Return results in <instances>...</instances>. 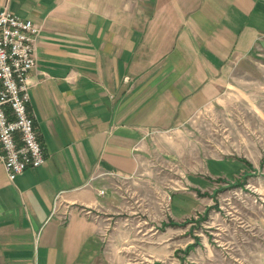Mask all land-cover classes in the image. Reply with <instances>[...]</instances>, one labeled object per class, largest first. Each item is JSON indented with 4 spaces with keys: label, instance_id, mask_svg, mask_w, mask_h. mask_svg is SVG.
Listing matches in <instances>:
<instances>
[{
    "label": "crops",
    "instance_id": "crops-1",
    "mask_svg": "<svg viewBox=\"0 0 264 264\" xmlns=\"http://www.w3.org/2000/svg\"><path fill=\"white\" fill-rule=\"evenodd\" d=\"M2 8L38 28L28 111L46 160L14 180L0 161V264H128L126 190L191 148L194 117L225 105L241 68L264 56V0H0ZM243 162L208 158L209 173L173 195L169 230L192 223L210 193L205 177L224 189L255 173Z\"/></svg>",
    "mask_w": 264,
    "mask_h": 264
},
{
    "label": "rangeland",
    "instance_id": "rangeland-1",
    "mask_svg": "<svg viewBox=\"0 0 264 264\" xmlns=\"http://www.w3.org/2000/svg\"><path fill=\"white\" fill-rule=\"evenodd\" d=\"M226 97L225 105L203 110L185 129L191 148H178L169 162L160 159L153 177L126 190L124 215L134 220L127 227L128 264H264L263 55L241 68ZM212 156L238 159L239 165L246 160L256 171L224 189L216 177H205L200 185L210 193L190 212L191 227L169 230L173 195L190 190ZM211 165L224 168V162Z\"/></svg>",
    "mask_w": 264,
    "mask_h": 264
},
{
    "label": "built area",
    "instance_id": "built-area-1",
    "mask_svg": "<svg viewBox=\"0 0 264 264\" xmlns=\"http://www.w3.org/2000/svg\"><path fill=\"white\" fill-rule=\"evenodd\" d=\"M37 32L32 20L7 8L0 9V161L11 180L46 160L34 118L28 111L29 76L36 66Z\"/></svg>",
    "mask_w": 264,
    "mask_h": 264
},
{
    "label": "trees",
    "instance_id": "trees-1",
    "mask_svg": "<svg viewBox=\"0 0 264 264\" xmlns=\"http://www.w3.org/2000/svg\"><path fill=\"white\" fill-rule=\"evenodd\" d=\"M189 247H192V245H189Z\"/></svg>",
    "mask_w": 264,
    "mask_h": 264
}]
</instances>
